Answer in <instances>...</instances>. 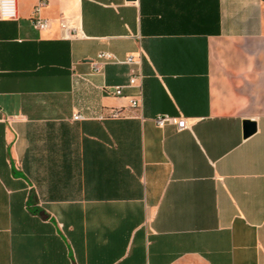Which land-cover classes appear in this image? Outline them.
<instances>
[{"label":"crops","instance_id":"crops-1","mask_svg":"<svg viewBox=\"0 0 264 264\" xmlns=\"http://www.w3.org/2000/svg\"><path fill=\"white\" fill-rule=\"evenodd\" d=\"M39 1L0 20V264H264V0Z\"/></svg>","mask_w":264,"mask_h":264},{"label":"built area","instance_id":"built-area-1","mask_svg":"<svg viewBox=\"0 0 264 264\" xmlns=\"http://www.w3.org/2000/svg\"><path fill=\"white\" fill-rule=\"evenodd\" d=\"M46 5L44 0H40L37 6L35 7V17L32 19V25L36 30H47L50 27V22L46 19H43L39 16L41 9ZM18 18V4L17 0H0V20H16ZM62 30H67L68 26L65 22L60 24ZM99 59L106 62H119L118 59L112 54L101 53ZM123 63L128 65H135L136 61L134 57H128ZM95 68L100 70L98 64H95ZM143 78L142 73L136 69H133L131 72L129 86H135ZM114 94L116 96H121L123 94V87L115 88ZM136 106V103H133ZM120 110H113L112 117H120ZM84 117L81 114L74 115V120L80 121ZM154 122L158 127L164 128L167 125H175L179 131H184L190 128L189 121L186 118H174L168 115H160L154 118Z\"/></svg>","mask_w":264,"mask_h":264},{"label":"water","instance_id":"water-1","mask_svg":"<svg viewBox=\"0 0 264 264\" xmlns=\"http://www.w3.org/2000/svg\"><path fill=\"white\" fill-rule=\"evenodd\" d=\"M257 130V125L254 122L246 121L244 123V136L247 138L253 135Z\"/></svg>","mask_w":264,"mask_h":264}]
</instances>
